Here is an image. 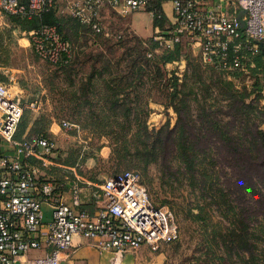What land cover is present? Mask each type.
Wrapping results in <instances>:
<instances>
[{
	"label": "trees",
	"instance_id": "obj_1",
	"mask_svg": "<svg viewBox=\"0 0 264 264\" xmlns=\"http://www.w3.org/2000/svg\"><path fill=\"white\" fill-rule=\"evenodd\" d=\"M57 1L32 18L0 10L9 24L0 30V63L10 62L5 42L11 43L13 30L21 33L56 24L72 48L69 59L52 64L56 70H66L71 79L59 100L58 116L63 113L97 137L115 133L111 153L117 162H123L132 149L145 166L157 168L162 186L178 183L185 188L190 198H183L190 214L211 224L209 214L214 212L219 219L217 228L212 227V241L221 253L220 264H264V106L259 105L264 99V40L246 70L208 68L212 72L203 77L198 58L187 54L184 42L161 50L152 36L140 37L128 26L111 35L96 33L71 14L62 15ZM162 3L153 0L147 8L162 13L153 17V25L160 28L165 21ZM70 22L76 25L72 30ZM90 32L99 40L93 39L94 52H85ZM168 65L173 66L168 69ZM75 67L77 81L68 71ZM240 76L251 78L249 85L235 84ZM45 86L50 91L57 88L51 77L45 78ZM151 101L160 105L161 113L174 114V123L167 119L150 128L146 119ZM132 115L137 120L135 143L128 145L123 127ZM51 122L46 113L30 118L24 110L14 138L52 139L47 132ZM113 125L119 130H113ZM78 151L69 146L68 165L96 158L91 151Z\"/></svg>",
	"mask_w": 264,
	"mask_h": 264
},
{
	"label": "built area",
	"instance_id": "obj_2",
	"mask_svg": "<svg viewBox=\"0 0 264 264\" xmlns=\"http://www.w3.org/2000/svg\"><path fill=\"white\" fill-rule=\"evenodd\" d=\"M153 0L68 1L69 13L80 23L100 33V10L106 6L125 15L147 10ZM170 5L172 21L157 29L153 40L161 50L175 44L197 46L204 68L222 72L246 70L259 54L264 40V0H163ZM55 0H0V10L26 18L40 16ZM162 8V5H161ZM244 10L241 25L237 18ZM163 11V9H162ZM164 14V11H163ZM108 34V33H107ZM37 56L56 64L72 55L68 41L56 24H41L28 32ZM32 102L29 107H38ZM26 105L9 93L0 81V264H64L60 256L77 234L102 252H111L118 262L126 252L146 244L151 250L178 239L179 230L166 209L154 205L135 170H121L100 186L101 206L90 213L53 197L49 181L38 182L33 158L43 167L52 164L55 142L45 137L16 140L14 134ZM63 128L76 127L63 120ZM53 199L50 219L45 221L42 203ZM79 203L78 197L73 200Z\"/></svg>",
	"mask_w": 264,
	"mask_h": 264
},
{
	"label": "rangeland",
	"instance_id": "obj_3",
	"mask_svg": "<svg viewBox=\"0 0 264 264\" xmlns=\"http://www.w3.org/2000/svg\"><path fill=\"white\" fill-rule=\"evenodd\" d=\"M68 1L70 2L77 0L57 1L59 10L63 12L62 15L64 16L70 15L69 8L67 7ZM216 2H219V0H216ZM240 11L241 10H239V12ZM107 14L109 15V19H106V22L101 21V25L104 28V31L109 32L110 35L114 34L117 30H122L124 27H126L128 21L131 22L132 18L138 22L135 27H139L138 30H140L141 33L150 35L153 34V27L151 28V25L153 24L149 22V15L145 13L144 10L135 11L134 14H127L123 17L112 11H108ZM164 16L165 20H167L166 15ZM70 24L71 30L76 27L73 22H70ZM169 24L170 23L164 21V26H169ZM86 30L88 31V29ZM91 35V32L90 34H86L88 40L90 41L85 45V52H94L95 50L93 39L97 40L98 38L91 37ZM104 38H110L111 41L117 42L111 36H106ZM185 50L192 59L194 58L196 60V58H198L197 46H188L185 44ZM11 62L13 67V76L11 81L7 80L6 82L9 93L12 96H20L21 99L23 98L22 100H25V111H27V114L30 118H34L41 113H46L48 116L53 117L52 120H54L56 123L60 124L62 120L73 123L68 117L62 116L63 113H60L61 117L58 116V112L60 111L57 107L60 104L59 100L63 98V94L65 92L64 88L68 83H70L69 80H71L69 77H67L68 74L66 70L65 72L56 70L55 66L41 60L31 46L30 49L21 50L16 45ZM194 62L197 64V61ZM198 63L202 70L203 77H206L212 72V70L204 68L200 62ZM88 64L90 63H87V65ZM172 66L173 65H168V69L172 68ZM182 69L184 71L185 62L182 66ZM68 71L74 74L73 80L77 81L78 76H76V67L74 71L72 69ZM83 72H86V70L83 69ZM48 77H51L55 85H57V88L51 91L45 86V78ZM250 80L251 78L240 76L239 78L235 79V84L249 85ZM154 92L156 91L153 90L150 93V96H153V99L157 98V95H155ZM147 94L148 91H144L145 98H147ZM35 99L37 101L35 102L38 104V109L37 107H29L30 101ZM259 105L264 106V99L259 100ZM147 108L150 109V112L146 121L148 122L147 124L150 128L160 126L161 124L165 123L167 119H169L170 124L174 123V114L168 113V116L161 113L160 105L151 101L149 107ZM136 121L137 120L134 119V115H132L130 123H124L123 129L125 138L128 141V145H133L135 143L134 132L136 128ZM73 124H75L76 127L73 126L64 129L61 127L62 130L59 131L57 135H53L49 130H47V132L51 134V138L55 142L57 148L54 152V155H57L58 153L56 152L58 151L59 157L65 152L66 148H64V143L66 140H64V138H66L65 135H68L70 137H74L72 142L70 141V145L73 144L74 149L76 148V150H79V153L82 154L83 152L91 151L95 154L96 158H91L82 169L85 175L90 176V172L91 174L95 172L97 175H99V177L102 178L111 176L113 175L112 173L126 169L139 172L141 181H143L142 183L147 190L150 201L157 207H161L170 212L174 222L178 227V239L170 243L160 244L157 252L153 253L159 254L157 262L146 261L144 263H137L135 260H133L132 264H220L223 262L221 253L215 248V246H213L212 241L213 228H217L219 219L214 212L211 211L209 214L212 225L210 224V221H208L209 223L207 221H200L198 218L190 214L185 207V199L183 197L190 198L187 191H185V188H183L181 185H178V183H174L173 187H169L166 184L162 186L160 183V174L157 168L153 164L145 166L141 159L136 158V156L133 155L132 149H130L128 156L123 162H117L111 153L114 142L113 135H115V133L112 132L110 137L107 135L97 137L95 134L81 128L76 123ZM262 127L264 128V123ZM112 129L118 131L119 126L113 125ZM103 146H105V148L102 149ZM35 166L40 170L42 168L38 164ZM190 204H193V201H190ZM195 212L196 210H193V213ZM74 236L79 235L74 234L72 239Z\"/></svg>",
	"mask_w": 264,
	"mask_h": 264
},
{
	"label": "crops",
	"instance_id": "obj_4",
	"mask_svg": "<svg viewBox=\"0 0 264 264\" xmlns=\"http://www.w3.org/2000/svg\"><path fill=\"white\" fill-rule=\"evenodd\" d=\"M162 9L164 11V15H166L165 20L167 23H171L172 21V13L170 9V5L167 2L162 3ZM108 11H112L114 13H117L115 10L109 8V7H102L100 10V24L101 21L106 22V19H109V15L107 14ZM145 13L149 15V13L144 10ZM134 14L133 12L128 13L129 15ZM119 16L123 17L124 15L117 13ZM127 15V14H125ZM149 19L153 24L152 16L149 15ZM130 23V24H129ZM137 21L132 18L131 22L128 21L127 26L130 30H132L134 33H136L140 37H151L153 34H144L141 33L140 30H138L137 27ZM9 27V24L7 23V20L5 19V16L2 12H0V30H3L4 28ZM153 27V33L159 29L160 27L151 25V28ZM166 26H163L161 28H164ZM148 28V27H147ZM29 32V31H28ZM28 32H21L18 33L17 30H13L11 32V43L5 42L6 44V50L7 54L10 55V62L7 64L0 63V76L5 77V81H1L6 84L7 80L11 81L13 76V67L11 58L14 55L15 52V46L17 45L18 48L21 50L30 49V40L28 37ZM147 33V32H146ZM18 34V35H16ZM143 35V36H142ZM149 35V36H148ZM144 37V38H145ZM199 54V50L197 48V56ZM183 64L181 65V67ZM7 85V84H6ZM15 96V95H14ZM18 97L21 102L26 105L25 100H22L20 96ZM35 100L30 101V103L35 102ZM37 102V101H36ZM35 102V103H36ZM38 109V107H37ZM25 110V109H24ZM53 119V117H51ZM61 123H56L54 120L49 125L48 130L53 134L57 135L59 131L62 130ZM64 129V128H63ZM66 142L64 143V148H66L65 152L58 157L59 152L57 155H54V159L51 165L43 167L40 165L41 163L37 160H33L32 163L34 166L39 165L41 166V170L39 168H36V178L38 182H51L54 186V192L53 197H58L62 202L65 204H68L69 206H72L79 210H85L90 213H93L97 211L101 206V184L109 177H99L95 172L91 175H94V178L89 175H85L83 172L84 166L89 162L90 159H87L83 164L78 165L77 163L74 165H68L66 162L68 150L70 146V141L72 142V139L74 137H70L68 135H65ZM53 140V139H51ZM105 148V146L102 147V149ZM57 149V148H56ZM37 163V164H36ZM76 197H78L79 203L77 205L74 204L73 200ZM53 206V199L44 201L42 203V208L45 213V221H48L50 219L51 214V208ZM157 252L150 249V247L146 244L141 245L137 250L126 252L122 258L118 261H114V256L111 252H102L99 251L97 248H95L89 241L81 238L80 236H74L72 239L71 246L61 252L60 256L62 258V261L64 264H132L133 260L137 263H144L146 261L150 262H157L159 254H153Z\"/></svg>",
	"mask_w": 264,
	"mask_h": 264
},
{
	"label": "water",
	"instance_id": "obj_5",
	"mask_svg": "<svg viewBox=\"0 0 264 264\" xmlns=\"http://www.w3.org/2000/svg\"><path fill=\"white\" fill-rule=\"evenodd\" d=\"M244 10H241L240 12H238V14H237V18H238V20L240 21V23H241V25H243L244 24V22L242 21V15L244 14Z\"/></svg>",
	"mask_w": 264,
	"mask_h": 264
}]
</instances>
